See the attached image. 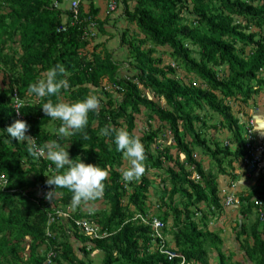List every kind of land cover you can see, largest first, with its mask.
<instances>
[{
    "label": "trees",
    "instance_id": "obj_1",
    "mask_svg": "<svg viewBox=\"0 0 264 264\" xmlns=\"http://www.w3.org/2000/svg\"><path fill=\"white\" fill-rule=\"evenodd\" d=\"M56 2L66 5V0H0V74L8 80L6 88L0 87V174L8 179L7 191L0 189V264H45L50 251L52 264H93L88 259L93 252L104 254L102 264H179L149 251L152 229L136 218L154 216L150 193L158 181L157 217L189 263L211 264L216 251L219 264H264V222L258 216L251 226L235 229L244 261L231 262L222 250V231L209 228L210 217L224 211L219 179L227 172L225 164L231 167L246 155V113L235 115L232 103L249 105L264 92V0H118L121 16L136 26L132 38L129 30L122 35L128 49L125 76L113 54L101 53L96 39L86 36L91 22L103 30L109 21L99 18L100 8L92 1L87 10L81 4L74 20L72 12L55 8ZM66 17V31L59 32ZM159 49L175 67L157 57ZM57 63L65 66L69 87L49 97L54 103L103 98L83 132L69 138L49 130L53 120L41 108L49 98L33 101L27 91ZM104 83L120 90L104 91ZM15 90L25 104L26 135L37 145L58 140L69 144L70 159L109 169L100 198L108 210L93 216L109 237L74 234L81 245L74 247L63 226L51 228L54 239L47 236L50 206L70 205L72 193L56 189L50 201L36 196L34 189L57 173L47 158L29 155L27 141L7 134L17 120ZM213 115L220 119L210 124ZM53 122L58 129L60 121ZM109 123L145 146L147 170L139 182L123 180L124 157L116 150L115 134L100 135ZM225 130L231 136L218 140ZM238 199L243 216L252 213L256 200L264 201V172L257 186ZM79 211L76 218L86 217ZM90 243L94 248L88 252Z\"/></svg>",
    "mask_w": 264,
    "mask_h": 264
},
{
    "label": "clouds",
    "instance_id": "obj_2",
    "mask_svg": "<svg viewBox=\"0 0 264 264\" xmlns=\"http://www.w3.org/2000/svg\"><path fill=\"white\" fill-rule=\"evenodd\" d=\"M67 70L63 64L57 63L50 67L44 74V78L32 83L28 87V94L38 99L58 96L62 89L69 87L66 78ZM103 98L97 95H89L87 98L72 103L59 101L54 103L47 99L41 107L43 112L53 121H60L56 129L59 138H69L77 132H83L89 122V113L98 112ZM19 114V111H16ZM30 126L24 120H16L7 127V134L17 141H27V152L33 158L46 156L55 165V175L48 177L46 184L55 186V191L46 194V199L52 200L56 195V189H68L72 193L71 207L73 209L82 203H88L103 197L105 181L109 177V169L98 165L86 164L70 159L68 147L62 146L58 140H50L42 146L37 145L36 138L26 135ZM264 136V120L257 118L255 131ZM115 134L116 150L122 152L128 162V167L122 171L125 182H139L146 173V150L140 138L131 134L125 128H115L111 123L100 130V135L111 136ZM87 139V134L84 133Z\"/></svg>",
    "mask_w": 264,
    "mask_h": 264
},
{
    "label": "built area",
    "instance_id": "obj_3",
    "mask_svg": "<svg viewBox=\"0 0 264 264\" xmlns=\"http://www.w3.org/2000/svg\"><path fill=\"white\" fill-rule=\"evenodd\" d=\"M86 0H66V5H60L55 3V8H65L64 10L70 11L74 14V20L78 19L80 5L83 4ZM68 2V3H67ZM118 8V0H110L108 4V10L110 13L116 12ZM67 17L64 20V26L59 28V32L66 31L67 28ZM97 24L91 22L88 25L86 36L90 38L97 37ZM172 67H175L172 64ZM104 91H119V87L111 86L106 83L103 84ZM13 101V108L15 111H19V114L16 112L17 120L26 121L25 116L21 113V109L25 106L24 102L21 100L17 90L11 96ZM37 98H34L33 101H36ZM256 120L254 117L250 116L246 119V122L243 124V137H244V146L246 150V155L241 158L239 161H236L234 165L240 168V173L244 174L246 177L253 176L264 164V143H262L258 138V133L255 131ZM31 136V135H29ZM197 157V156H196ZM39 158H46V156H41ZM196 180H199L198 175L195 176ZM8 179L6 175L0 174V189L2 191H7ZM220 198L222 200V205L224 209H230L235 207L239 203L237 197V184L236 182H230L226 186H219ZM50 191H54L53 186H48L46 183L39 185L34 189L36 196L39 199H46V194ZM49 200V199H47ZM50 201V200H49ZM71 205V204H70ZM70 205H61V206H50V211L48 212V229L47 236L51 239H54V235L51 231L52 227H61L65 229L67 234L71 236L74 240L76 234L81 236L89 237L93 240H102L109 237L110 234L104 231L101 226L96 222L93 217L95 212L90 210H82V213L86 214V217L76 218L75 214L79 213V208L73 209ZM255 207L257 210V216L261 222H264V201L256 200ZM82 209V208H81ZM137 219L141 220L142 223L146 226L151 227V242H150V252H158L161 256H164L168 261L178 260L179 264H191L187 258L181 254H178L175 250L173 243L171 242V237L165 233L164 223L153 215L149 217H143L142 215H137ZM75 234V235H74ZM81 246L80 244L78 245ZM94 248V245L90 243L86 250L90 252ZM44 247L43 251H45ZM55 256L53 251H50L47 255V261L45 264H52V258Z\"/></svg>",
    "mask_w": 264,
    "mask_h": 264
},
{
    "label": "rangeland",
    "instance_id": "obj_4",
    "mask_svg": "<svg viewBox=\"0 0 264 264\" xmlns=\"http://www.w3.org/2000/svg\"><path fill=\"white\" fill-rule=\"evenodd\" d=\"M110 0H93L95 7L100 8V18L108 19L109 21L105 24L104 29L97 28V37L95 38L96 41L95 44H100L101 47L99 51L101 53L109 52L112 53L115 60L119 63H121L123 66L121 68V76H125L129 72V67L127 66L128 60V49L126 46L122 45V35L123 32L126 30H129L128 38L131 37L133 33L136 31L135 25H130L122 16H121V5H118V8L116 12L110 13L108 10V4ZM91 0H86L83 3L84 8L87 10L89 7V3ZM68 3V2H67ZM253 31H256V29L253 28ZM162 49H159V53L157 54V57H162L163 54ZM166 65L167 64H174L172 60L168 56H163ZM179 77L181 79H184L183 73H179ZM188 79H184V81H187ZM8 83V80L5 81L4 74H0V87L6 88V85ZM264 93V92H263ZM260 95V94H259ZM256 95L254 98L250 101V105H256L258 102H260V96ZM113 96H117V94H114ZM232 105L234 106V114L237 115L238 111H244L246 113V109L249 108L248 105L244 106L240 103L233 102ZM249 105V106H250ZM214 120L210 122V124L218 123L219 117L217 115H213ZM246 121V115L243 118ZM142 126L145 124V121L142 119ZM159 124L157 122L154 123V127H158ZM199 126V125H197ZM48 128L51 132H56L55 130V123L51 121L48 123ZM213 131L207 132L206 134H212ZM204 135H206L203 132ZM209 136V135H208ZM231 135L230 133L225 130L223 132H220L216 135V138L220 141H225L227 138H229ZM166 141V140H165ZM167 143V142H166ZM67 147V144L65 145ZM128 162L124 158V166L123 169H126L128 167ZM225 167H228V164H225ZM229 168H227L228 170ZM264 172V165L261 166L260 171L257 172V174L253 175V178L250 179L249 183L246 186H241V192L239 194L248 195L259 183L260 177ZM161 185L159 181L157 182V185L155 188L151 190L150 193V201L152 202V210L154 213V216L157 217L161 214L159 207V190L156 189L158 186ZM157 193V195H156ZM238 197V196H237ZM178 198V197H177ZM78 208H82L83 211L90 210L94 212H99L101 210H108V207L102 202L101 199H97L94 201H90L88 203H82ZM201 208L203 210L208 211L209 207H206V205H201ZM200 218V217H199ZM257 220V210L256 207L252 209V213L248 216H243L242 211L240 209V204H237L235 207L230 209H224L223 213H217L216 215H213L209 219V228L212 232H219L222 231V239H223V246L222 250L224 254L230 258L231 262L236 261H244V253L240 248V243L236 239L235 235V229L237 224L245 223L248 227L251 226L255 221ZM74 247H79L78 245L80 242L77 240H72ZM104 258V254L101 252H93L90 254L89 260L92 261L93 264H102ZM211 264H219V257L218 253L216 251L213 252L211 259Z\"/></svg>",
    "mask_w": 264,
    "mask_h": 264
},
{
    "label": "crops",
    "instance_id": "obj_5",
    "mask_svg": "<svg viewBox=\"0 0 264 264\" xmlns=\"http://www.w3.org/2000/svg\"><path fill=\"white\" fill-rule=\"evenodd\" d=\"M93 2V0H91ZM94 3V2H93ZM95 5V4H94ZM101 16H99L100 18ZM102 19V18H101ZM260 102H258L256 105H248L249 108L246 109V119H248L250 116L254 117V119L257 121V118L264 120V93H261L260 95ZM258 133V132H257ZM259 140L264 143V136L260 135L258 133ZM235 148V147H234ZM237 162H233L231 167L225 174H223L219 179V185L220 187L228 185L230 182H236L237 184V196L241 192V186H246L251 177H246L244 174L240 173V168L236 167L234 164ZM264 165V164H263ZM206 168H209V163L206 162ZM260 169L257 171L259 172ZM255 173V175L257 174ZM233 208V207H232Z\"/></svg>",
    "mask_w": 264,
    "mask_h": 264
}]
</instances>
